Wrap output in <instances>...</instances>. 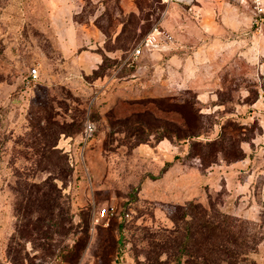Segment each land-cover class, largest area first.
<instances>
[{"label":"rangeland","instance_id":"1","mask_svg":"<svg viewBox=\"0 0 264 264\" xmlns=\"http://www.w3.org/2000/svg\"><path fill=\"white\" fill-rule=\"evenodd\" d=\"M198 4L0 0L4 264H178L185 227L195 235L184 264H264V2ZM155 25L160 47L130 58ZM133 71L168 94L102 108L113 78ZM168 130L179 151L161 173L170 152L151 148ZM207 221L224 227L210 240Z\"/></svg>","mask_w":264,"mask_h":264},{"label":"crops","instance_id":"2","mask_svg":"<svg viewBox=\"0 0 264 264\" xmlns=\"http://www.w3.org/2000/svg\"><path fill=\"white\" fill-rule=\"evenodd\" d=\"M50 1H55V0H50ZM66 2L68 0H65ZM198 3H202V0H199ZM199 5V4H198ZM74 32V34H78L79 30L76 26H73L69 29H67V33L68 32ZM88 31V36L91 38L92 34H99L95 29H93L92 27H88L87 28ZM101 39V37H98ZM97 43V41H95ZM99 42V41H98ZM75 43L71 41L70 44ZM69 43L65 42L64 43V47H69L71 46ZM98 44H101V42H99ZM69 45V46H68ZM157 55V53H155ZM155 54H152L153 56H155ZM152 55H147V60L145 61L146 64L149 66H156L157 64L153 63V61H151L150 56ZM158 56V55H157ZM171 60V59H169ZM113 79H118L120 81H118L115 85H112L114 87H110L107 86V88H105V90L103 91V101H104V105L102 108L107 109L108 107L113 106L118 100L121 99H128V98H134L133 95L138 94V92H147L150 93L149 95H151L152 92L155 91V93H157V91H161V92H165L166 94H168V85L167 82L163 81L160 82V84H156L154 83V79L151 78L150 76L145 79L144 81H142V79H139L138 77V72H132L131 74H129L128 76H124V77H115ZM112 84V83H111ZM160 93V92H159ZM108 106V107H107ZM69 143V141H68ZM71 142L69 144V146H71ZM141 146H137L134 149L135 154H139V150H140ZM160 149H167L169 150V154H166V156H168V158L166 159L167 162H172V165L166 170V171H171L175 168L176 163L175 160L173 159V157L175 156V154L178 153L179 149L177 147V145H174L172 142L170 141H165L162 140L158 145H156L155 147L151 148L152 152H154L155 154H159L160 153ZM149 150H146V152H148ZM151 152V151H149ZM172 156V157H171ZM178 164V163H177ZM165 171V172H166ZM164 172V173H165Z\"/></svg>","mask_w":264,"mask_h":264},{"label":"built area","instance_id":"3","mask_svg":"<svg viewBox=\"0 0 264 264\" xmlns=\"http://www.w3.org/2000/svg\"><path fill=\"white\" fill-rule=\"evenodd\" d=\"M238 1L251 3L259 11L263 10L261 9V5L263 4L264 0H238ZM163 2L166 3L168 7L170 5L175 4L193 10L197 8L199 0H163ZM161 33L162 32L159 28V25H155L153 30L144 39H142L141 42L132 50L130 54V58L133 59L139 58L141 55L144 54L145 49L148 50L158 49L160 47V42L158 39L160 38ZM30 75L33 79H37L39 76L38 68L37 67L32 68ZM95 131H96V124L90 119H88L85 124V130L82 136L83 145L87 144L88 141L93 138ZM115 214H116V209L114 207L105 208L99 212L100 217H107Z\"/></svg>","mask_w":264,"mask_h":264},{"label":"trees","instance_id":"4","mask_svg":"<svg viewBox=\"0 0 264 264\" xmlns=\"http://www.w3.org/2000/svg\"><path fill=\"white\" fill-rule=\"evenodd\" d=\"M154 102H156V101H154ZM138 114V113H137ZM181 114L183 115V119H184V121H185V125H187L188 127H189V124H190V116H189V113H187V111H186V113H183V112H181ZM140 125V124H139ZM132 127H135V126H130V129L132 128ZM191 128V127H190ZM139 129H141L142 131H145V129H144V126H142V125H140L139 127H135V131H138ZM84 130H85V127H84ZM84 130H83V132L82 133H84ZM132 134H134V132L132 133ZM173 133H172V131H169L168 130V132L167 133H165L162 137H160L159 138V140L161 141V140H163L164 138H167L170 142H172L174 145H178V143H175V141H174V137H173V135H172ZM196 136V134H190V135H185L184 137H183V140H189V139H194V137ZM218 138H216V139H213L212 141H209V142H215L216 140H217ZM180 141H182V138H180V140H179V142ZM149 142V139H140L139 140V143L138 144H141V143H148ZM177 157V156H176ZM172 165V162H166V164H165V166L162 168V170H161V173H164L170 166ZM29 206V205H28ZM199 206V203H197V202H193V201H191V202H189L188 204H186V205H184V206H181V207H185V208H187L188 209V207H189V209H195V208H197ZM183 214H184V216H187L186 214H189L188 213V211L187 210H184L183 211ZM203 227H204V229H203ZM202 227V229L203 230H200V232H202V233H204V237H205V239H207L208 238V236H209V239L208 240H210L211 239V236H217L218 234V232H222V229L224 228V227H222L221 226V224H219V225H217V224H213V223H211V221H207V223H206V225H204ZM181 229V228H180ZM183 229V228H182ZM177 230H179V228L178 229H176V231ZM195 235V232H194V230L193 229H191V228H186L185 227V237L184 238H182V245H181V256L183 257L185 254H187L188 253V251H187V247L189 248V242L191 241V239L193 238V236ZM180 256V260L178 261V264H184V260L182 259V257ZM0 264H4V262H2L1 260H0Z\"/></svg>","mask_w":264,"mask_h":264}]
</instances>
